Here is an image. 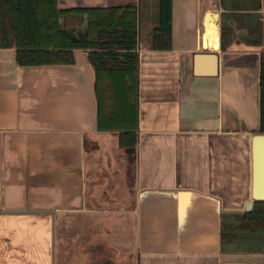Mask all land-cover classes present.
Instances as JSON below:
<instances>
[{
	"label": "crops",
	"instance_id": "0c3cea01",
	"mask_svg": "<svg viewBox=\"0 0 264 264\" xmlns=\"http://www.w3.org/2000/svg\"><path fill=\"white\" fill-rule=\"evenodd\" d=\"M58 3L138 6L136 141L98 128L86 49L75 63L22 65L0 47V264H264V248H221L223 212L253 198L262 0V44L226 16V49L222 0H173L162 49L159 0Z\"/></svg>",
	"mask_w": 264,
	"mask_h": 264
},
{
	"label": "trees",
	"instance_id": "16d2710c",
	"mask_svg": "<svg viewBox=\"0 0 264 264\" xmlns=\"http://www.w3.org/2000/svg\"><path fill=\"white\" fill-rule=\"evenodd\" d=\"M222 0L221 42L228 47L233 28L226 16L243 21L247 29L238 38L249 45L262 44L261 0ZM59 0H0V47H15L22 65L75 63V49L88 51L95 70L97 126L118 130L120 143L136 141L138 119L139 8L137 5L61 7ZM173 0H159V21L153 28V48L172 47ZM264 133V52L260 63V126ZM262 249L264 199H255L250 211L223 212L221 248L235 251ZM249 245V247H247ZM257 247V248H255ZM238 248V247H237Z\"/></svg>",
	"mask_w": 264,
	"mask_h": 264
},
{
	"label": "water",
	"instance_id": "95a60500",
	"mask_svg": "<svg viewBox=\"0 0 264 264\" xmlns=\"http://www.w3.org/2000/svg\"><path fill=\"white\" fill-rule=\"evenodd\" d=\"M264 6V0H262ZM213 18L219 19L220 13H211ZM219 23H217L218 26ZM254 146V177L252 199L247 201L245 211L253 208L255 199H264V133H257L253 138ZM223 264H249L247 261H226Z\"/></svg>",
	"mask_w": 264,
	"mask_h": 264
},
{
	"label": "rangeland",
	"instance_id": "374dc122",
	"mask_svg": "<svg viewBox=\"0 0 264 264\" xmlns=\"http://www.w3.org/2000/svg\"><path fill=\"white\" fill-rule=\"evenodd\" d=\"M144 27H145V18H144V15L142 16V32L144 33ZM134 236V235H133ZM243 243H247V241H240L238 244L236 243L235 245L232 246L233 249H238V250H241V249H246V248H243ZM263 243L262 246H260L261 248H264V241L261 242ZM238 247V248H237ZM247 247H249V245H247ZM257 248V247H256Z\"/></svg>",
	"mask_w": 264,
	"mask_h": 264
},
{
	"label": "bare ground",
	"instance_id": "6f19581e",
	"mask_svg": "<svg viewBox=\"0 0 264 264\" xmlns=\"http://www.w3.org/2000/svg\"><path fill=\"white\" fill-rule=\"evenodd\" d=\"M212 32L215 33V34L217 33V29L215 28V26H214V28L212 29Z\"/></svg>",
	"mask_w": 264,
	"mask_h": 264
}]
</instances>
